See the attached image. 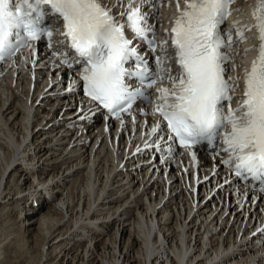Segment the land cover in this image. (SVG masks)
<instances>
[{"label": "bare ground", "instance_id": "1", "mask_svg": "<svg viewBox=\"0 0 264 264\" xmlns=\"http://www.w3.org/2000/svg\"><path fill=\"white\" fill-rule=\"evenodd\" d=\"M237 2L244 11L243 9L249 7L250 0H237ZM159 3L160 0H151L149 9L154 11L159 9L157 18L160 20L163 17L161 21L165 22L164 17L169 13L172 14L173 11L171 5L166 7L163 0L162 9L158 6ZM252 43L251 38H248L238 46L239 48L243 46L245 51L252 47ZM54 50L38 46L37 65L34 69L30 68L29 64L27 66L21 64L9 72L0 74V127L3 131H5L4 127L8 129V132L5 131L8 137L7 145H2V152H0V262L4 244L10 242V246H17L30 264H64L65 262L66 264H157L160 258L155 251L168 253L171 256L168 255V259L171 261L176 259L185 261L191 254H193L191 258L205 254L207 261L205 260L204 264L240 263V259L244 257V251L247 250H241L242 246L236 247L237 245L233 244L232 254L223 253L227 247L230 248L232 239L234 241L237 239L236 234L243 233L241 237H245L247 233L255 231L253 229L256 222H263L264 201L262 196L259 193L252 196L250 192H245L243 200L245 201V197L249 206L240 207L234 201L236 192L230 186L232 183L216 189L218 181L215 184V179L201 182L197 192L189 189L187 191L184 180L178 179L181 168L186 164L174 160V156L170 154L167 166L155 160L150 164H140L135 167L137 163L135 160L140 161L144 152L140 155L128 156L124 164L126 169L115 173L110 168L111 163L115 160L120 162L124 160L125 134L118 135L112 132L111 124H114L113 122L110 124V121L105 122L107 126L110 125V132H106L103 124H99L101 112L93 111V108L89 109V106L76 114L73 105L67 100L74 98L76 93L65 94L57 87L60 82L56 79L59 73L62 75L64 72L59 64V56H51ZM251 50L252 48L245 51L246 56L241 59H250ZM43 64H47L48 67L42 66ZM235 64L240 65L238 61ZM50 73L52 74L51 79L49 78ZM236 74L243 76L240 67ZM20 91L26 96L27 101ZM27 102L30 104L28 114L25 112L28 108ZM34 105H36L35 112L32 114ZM32 116L36 117L37 123L29 129V124L25 120L31 121ZM141 117L144 119L148 117L151 120L153 115ZM43 121H45L44 125L34 132V129ZM79 126L82 127L80 135H78ZM137 127H142V125L138 126L137 123ZM147 128L151 129L150 124L146 126ZM26 129L30 130L33 138L20 149L26 142L24 138H20V135L26 136ZM62 130L70 132L71 135H78L74 142L76 145L68 153L66 149L62 150L64 144L58 143L57 140L54 142L56 135ZM150 133V130H146L142 138L143 142L145 139L148 143L156 140V135L151 137ZM44 135L47 136L45 140L42 139ZM65 137L67 136H63L62 139ZM87 137L101 138V144L91 159L89 155L91 147L86 142ZM18 150L19 153H16ZM18 156H28L23 157V160L25 167L30 169L29 173H33V181H30L29 174L20 166L22 158H17ZM60 158L64 160L59 162ZM36 166L38 173H36ZM118 166L119 164L116 168ZM168 166L169 174L166 177L171 181L168 198L167 196L165 198L167 193L152 196L149 194L150 191H159L167 184L164 176H158L156 172ZM150 167L157 175L154 180H152L153 173L149 177L144 174ZM202 169H208L207 165L202 166ZM65 170L71 172L65 176L69 177L68 182H65L64 177H59L60 173H64ZM43 175L46 178L42 179ZM126 175L128 180L123 183ZM79 176H82L80 183L77 181L80 179ZM72 181L73 186L69 187ZM36 182L50 195L55 204L49 202L46 197L42 200V191L37 190ZM129 183H133L132 189ZM209 184L211 186H208ZM201 186L203 189H200ZM141 187L146 188L144 190L146 194L130 201V194L135 195ZM124 189L128 191V195L120 198L121 196L116 193ZM208 190L214 192L212 197L207 196L209 195ZM16 195L21 196L15 198ZM8 196L9 199L5 202L4 199ZM144 197L148 199V202H145ZM19 203L25 206L20 210L16 209L19 211L15 213L17 218L25 210L31 215V219L26 216L19 223L16 231L4 234L6 221L12 218V211L15 209L12 205L17 206ZM254 204H256L255 208ZM188 205L190 210H188ZM194 206L197 212L186 225L184 221L186 222L189 211L193 210ZM35 207H40V213L33 220L32 216L38 212ZM5 209L7 211L3 214ZM248 214L251 217L244 221ZM195 219L197 221L201 219L197 228ZM131 221L138 226L137 233L142 236V241L131 234L127 237L128 228L125 223ZM219 227L220 230L215 234L214 232ZM203 234L208 236L205 243L213 255L210 249L205 251L204 242L200 240ZM3 236L4 238L1 239ZM254 238L263 239L264 231L258 232ZM159 242L164 246L163 249L158 244ZM217 243L223 251H218ZM250 243H253V240ZM45 244L49 245L46 252L42 247ZM165 244H169L172 251L168 252ZM242 248L245 246L243 245ZM240 250L243 257L242 253H239ZM247 252L248 250L245 251ZM214 255L216 257L212 259Z\"/></svg>", "mask_w": 264, "mask_h": 264}, {"label": "snow or ice", "instance_id": "2", "mask_svg": "<svg viewBox=\"0 0 264 264\" xmlns=\"http://www.w3.org/2000/svg\"><path fill=\"white\" fill-rule=\"evenodd\" d=\"M233 2L184 0L181 8L177 0L179 15L169 33L174 54L170 57L165 47L169 39H154V27L136 0H128L127 11L120 13L126 23L119 22L102 0H0V61L11 60L22 49L34 55L37 43L45 37L52 40L53 31L45 21L55 18L57 28L63 25V41L51 56L63 55L60 63L69 68L81 66L80 80L92 101L120 119V113L129 112L147 89L155 88L153 114L159 119L150 135H156L153 143L158 149L165 139L159 133L166 131L167 140L178 141L195 161L197 145L220 140L228 156L223 163L231 173L245 183L258 182L264 192V0H257L252 12L258 54L245 72L243 95L236 107L231 102L239 78L226 76L228 49L234 41L221 28L232 14ZM126 28L147 40L152 52L160 47L154 57L158 71L149 69ZM251 30L248 26L237 29L236 36L243 41ZM65 42L70 49L67 54L62 52ZM71 53L75 55L70 60ZM170 59L178 65L176 75H172ZM129 61L134 62L133 68L125 67ZM133 79L138 86L129 83ZM165 82L170 86H163Z\"/></svg>", "mask_w": 264, "mask_h": 264}, {"label": "rangeland", "instance_id": "3", "mask_svg": "<svg viewBox=\"0 0 264 264\" xmlns=\"http://www.w3.org/2000/svg\"><path fill=\"white\" fill-rule=\"evenodd\" d=\"M20 94L22 95V97H24V99H26V96L20 91ZM10 101H11V99H10ZM9 101V102H10ZM26 101H27V99H26ZM8 102V103H9ZM36 104V103H35ZM37 105V104H36ZM36 105H34V107L32 108V114H34V112H35V106ZM27 107H28V104L26 105ZM29 108V107H28ZM28 108L25 110V112L28 114ZM31 116V115H30ZM31 118V121H28V120H25L28 124H29V129H31L32 127H33V124L34 123H37V119H36V117H34V116H32V117H30ZM99 120V119H98ZM44 123H45V121H43L42 122V124L41 125H39L37 128H35L34 129V132H36V130H38L40 127H42L43 125H44ZM99 124H100V121H99ZM6 132H8V129H7V127H4L3 128ZM25 130V132H26V135H27V132L29 131V133H31L30 132V130ZM5 131H3L2 130V128L0 127V152H2V149H1V146L2 145H7V142H6V139L8 138V137H6V135H5ZM43 131H44V128H43ZM20 138H24V140H25V138H26V136H24V137H22L21 135H20ZM32 138H33V134H32ZM47 138V136H43L42 137V139L43 140H45ZM14 139V138H13ZM32 140V139H31ZM31 140H29L28 142H31ZM26 141V140H25ZM27 141L24 143V145L20 148V149H22L24 146H25V144H27L28 143ZM56 142V141H55ZM11 147V146H10ZM67 151V150H66ZM16 153H19V150L18 151H16ZM18 155V154H17ZM25 156V155H24ZM23 156V157H24ZM19 157H21L22 159H20V161H22L24 158H27L28 156H26V157H22V156H18L17 158H19ZM22 162H24V160L22 161ZM26 162V161H25ZM36 162V161H35ZM20 164V166L21 167H23V169L29 174V176H30V181H33L34 179V177L32 176L33 175V173H29L30 172V169H27V167H25V165L23 166L22 165V163L20 162L19 163ZM36 164H37V162H36ZM32 166H33V164H31ZM63 168H64V166H63ZM69 174V171H64V173H60V176L59 177H61L62 176V178L64 177V180H65V182H68L69 180H67V179H69V177H65L66 175H68ZM7 175H8V173H7ZM6 175V176H7ZM82 175V174H81ZM41 177H44V175L43 176H41ZM79 178L80 179H78L77 181H78V183H80V181L82 180L81 178H82V176H79ZM41 179H39V181H40ZM75 182H76V180H75ZM111 182V181H110ZM109 182V184H111ZM73 184L74 182L72 181V182H70V184ZM35 184H38V187H37V190H39V192L40 191H42L41 190V187H40V185H39V183L38 182H36ZM69 185V187H71V186H73V185ZM50 187H51V185H50ZM99 187V186H98ZM50 189V188H49ZM44 190V189H43ZM124 191H125V193H124ZM209 191V195H207V196H209V197H212V194L214 193L213 191L212 192H210V190H208ZM127 190H122V191H119V192H117L116 194H118V196H123V197H125V196H127L128 194H127ZM27 193V192H26ZM106 194H107V192H106ZM105 194V195H106ZM24 195V194H23ZM130 195H134V194H130ZM168 192H167V194L165 195V198H166V196H167V198H168ZM19 196H21V195H16L15 196V198H19ZM25 196V195H24ZM123 197H120V198H123ZM130 197V196H129ZM132 197V196H131ZM39 198H41V197H39ZM39 198H36V199H39ZM43 198H45L44 197V194H42V200H44ZM127 198V197H126ZM8 199H9V196L6 198V199H4L5 200V202H7L8 201ZM144 200H145V202L147 201L148 202V199L146 198V197H144L143 198ZM41 200V199H40ZM23 201V200H22ZM54 201V200H53ZM52 201V204H55L54 202ZM131 201V200H130ZM3 203H4V201H3ZM195 205V204H194ZM25 205L23 204V203H19L17 206H14V205H12V208L13 207H15V209H14V211H12V218L9 220V221H6V225H5V227H6V230H4L3 232H4V234H8V233H10V232H12L13 230L14 231H16L17 229H18V227H19V223L21 222V220L23 221V219H25V217L27 216V218L29 219H31V215L29 214V213H27V211L25 212V210H24V213H22L18 218H17V214L15 215V213H18L19 211H17V210H20V208H23ZM36 208V207H35ZM17 209V210H16ZM39 209H40V207L39 208H36V211H38L36 214H34L33 216H32V219L33 220H35L36 218H37V216L39 215ZM175 210V209H174ZM176 210H177V208H176ZM7 211V209H5L4 211H3V214H5V212ZM193 211H194V213L193 214H195V212H197V210H196V207L194 206L193 207ZM135 212H137V213H139V211H136L135 210ZM176 212V211H175ZM2 214V215H3ZM180 217V216H179ZM66 218H68V217H66ZM201 219H198V221L196 222L197 223V226H196V228L198 227V225H200L199 224V221H200ZM2 224H4V222H1ZM18 223V224H17ZM18 225V226H17ZM125 225L127 226V228H128V233H127V237L129 236V234H131L132 236H136V237H138L139 238V240H141L142 241V236H140V234H138L137 233V229H138V226L136 225V223H134V221H131L130 223L129 222H127V223H125ZM219 225L221 226V224L219 223ZM223 225V224H222ZM33 226H35V225H33ZM32 226V227H33ZM4 228V227H3ZM203 228V227H202ZM16 229V230H15ZM204 229V228H203ZM1 230V229H0ZM31 230V229H30ZM2 232V233H3ZM6 236V235H5ZM14 236V235H13ZM12 236V237H13ZM4 238V236L1 238V239H3ZM9 240V239H8ZM7 242V241H6ZM10 243V242H9ZM9 243H7V244H4V248H3V250L1 251V253H3L2 254V256H1V262H0V264H30L29 262H27L26 261V256L24 255V254H22L19 250H18V247L17 246H15V245H13V246H10V244ZM159 245H161V247H162V249L164 248V246L159 242L158 243ZM89 245V244H88ZM93 245V244H92ZM10 246V247H9ZM48 244L46 245H44V246H42L44 249V251L46 252L47 250H48ZM165 248L167 249V251L168 252H170V251H172V249H170L169 248V244H165ZM192 248V247H191ZM165 250V249H164ZM59 251V250H58ZM155 254L156 255H158L159 256V261H158V263L157 264H159V262H162V264H165L164 263V261L165 262H169V260L170 259H168V253H160V252H156L155 251ZM61 256V255H60ZM170 256V255H169ZM171 257V256H170ZM195 257V256H194ZM213 258L212 259H214L215 257H216V255H214V256H212ZM12 260V261H11ZM207 261V260H206ZM64 264H66V262L64 263Z\"/></svg>", "mask_w": 264, "mask_h": 264}]
</instances>
